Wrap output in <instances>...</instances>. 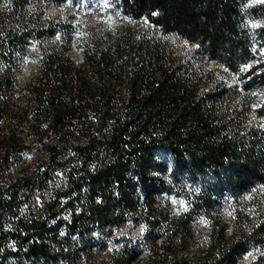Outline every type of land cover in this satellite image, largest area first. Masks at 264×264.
<instances>
[{
    "label": "trees",
    "instance_id": "obj_1",
    "mask_svg": "<svg viewBox=\"0 0 264 264\" xmlns=\"http://www.w3.org/2000/svg\"><path fill=\"white\" fill-rule=\"evenodd\" d=\"M8 1L0 14V264H74L100 245L93 227L121 228L130 216L143 238L122 241L102 264H240L250 250L251 263L264 264L256 189L264 130L245 127L238 102L251 95L245 71L261 57L264 33L255 38L250 23L264 21V8L253 0H47L67 16L74 5L116 12L101 37L94 28L83 38L76 60L71 21L29 16L34 0ZM46 41L22 83L32 46ZM204 55L222 69L202 71ZM224 189L234 196L230 220L216 214ZM245 192L251 207L240 202ZM168 194L186 208L174 212L162 202ZM201 216L209 240L193 251Z\"/></svg>",
    "mask_w": 264,
    "mask_h": 264
},
{
    "label": "rangeland",
    "instance_id": "obj_2",
    "mask_svg": "<svg viewBox=\"0 0 264 264\" xmlns=\"http://www.w3.org/2000/svg\"><path fill=\"white\" fill-rule=\"evenodd\" d=\"M105 1L102 0L101 4ZM253 5L257 7L264 8V0H253ZM10 6V2L8 0H0V14L4 11L5 8ZM27 12L29 16H33L34 18L40 17L42 19L46 18H54L58 15H63L65 20L71 21L75 25V29L68 33V43L71 46L72 55L76 60H80L81 50L83 38H92L93 29L95 28V36L101 37L103 32L110 26L115 23L116 20V12L115 11H106L105 9H91L83 12L77 5L72 7V13L70 15L64 14V10L62 8L57 7L47 0H34L31 1L27 6ZM250 27L256 35L260 32L264 33V21H253L250 23ZM264 37V35H263ZM54 42L59 41L60 34L53 35ZM51 41V40H50ZM185 47L190 52L194 51V46L190 44H185ZM258 47V43L256 42L255 48ZM48 49V42H44V44L39 47L37 45H33L31 48L32 54L29 56L28 61L23 67L22 75L20 76V80L22 83L27 78V75L31 71V69L37 64L38 55L41 54V50ZM261 49V48H260ZM259 54L261 57L251 58L249 65L245 71V79L251 85V95L247 97V100L243 102L242 98H238V102L245 103L247 109V122H245V127L249 128H257L260 130H264V51L261 49ZM198 66L202 71H210L212 69H222L219 67L217 63H212L207 60L204 55L199 59ZM224 71V70H223ZM218 79H225L221 74H217ZM231 84H238V76L234 74L230 77ZM160 158H166L169 160L167 155L164 152L160 153ZM25 164L21 166H25ZM20 167L15 166L11 169V172L16 173L19 171ZM256 189L260 192V195L263 197L264 201V183H258L256 185ZM254 192L255 190L252 189ZM251 193L245 192L242 194L240 202L243 205H249V196ZM234 196L230 190L224 189L222 191V196L219 200L216 214L222 218L223 220H230L233 213V203ZM164 204L169 205V207L174 211L178 212V208H186V202L184 199L177 198L173 194L165 195L162 199ZM251 207V205H249ZM254 216L251 212L248 216V222H253ZM209 220L205 216L198 217L195 221L196 235L193 240V251L204 250L208 243V229H209ZM231 227V231H232ZM145 233L144 225L135 217H129L125 223V225L121 228H104L101 229L99 227H93L89 234L92 235L96 239V241H100V245L94 247L93 254L90 258L81 256L78 258L74 264H102L104 257L106 256V252H111L112 250H116L118 246L121 245L122 241L127 240H141ZM140 252L144 253V247L140 248ZM257 256L255 250H250L248 253L244 255L240 264H252ZM58 264H70L68 262L58 263Z\"/></svg>",
    "mask_w": 264,
    "mask_h": 264
},
{
    "label": "bare ground",
    "instance_id": "obj_3",
    "mask_svg": "<svg viewBox=\"0 0 264 264\" xmlns=\"http://www.w3.org/2000/svg\"><path fill=\"white\" fill-rule=\"evenodd\" d=\"M262 50L264 51V47L262 48ZM255 59V58H257V56L255 55V54H253V56H252V59ZM208 224H209V222H208ZM210 227V226H209Z\"/></svg>",
    "mask_w": 264,
    "mask_h": 264
}]
</instances>
